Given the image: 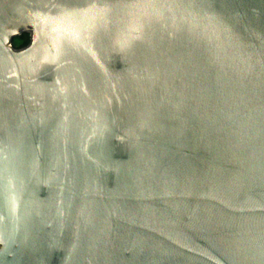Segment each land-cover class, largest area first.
I'll return each mask as SVG.
<instances>
[{"label": "water", "instance_id": "1", "mask_svg": "<svg viewBox=\"0 0 264 264\" xmlns=\"http://www.w3.org/2000/svg\"><path fill=\"white\" fill-rule=\"evenodd\" d=\"M0 264H264V0H0Z\"/></svg>", "mask_w": 264, "mask_h": 264}, {"label": "flooded vegetation", "instance_id": "2", "mask_svg": "<svg viewBox=\"0 0 264 264\" xmlns=\"http://www.w3.org/2000/svg\"><path fill=\"white\" fill-rule=\"evenodd\" d=\"M29 30H23L16 35H13L9 41V45H11L14 49H22L29 44L30 41Z\"/></svg>", "mask_w": 264, "mask_h": 264}]
</instances>
